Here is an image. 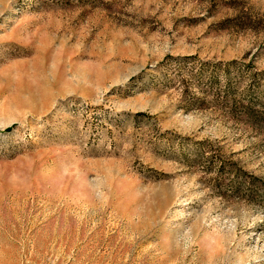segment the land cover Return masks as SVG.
I'll list each match as a JSON object with an SVG mask.
<instances>
[{
    "label": "rangeland",
    "instance_id": "1",
    "mask_svg": "<svg viewBox=\"0 0 264 264\" xmlns=\"http://www.w3.org/2000/svg\"><path fill=\"white\" fill-rule=\"evenodd\" d=\"M262 181L264 0H0V264H264Z\"/></svg>",
    "mask_w": 264,
    "mask_h": 264
},
{
    "label": "trees",
    "instance_id": "2",
    "mask_svg": "<svg viewBox=\"0 0 264 264\" xmlns=\"http://www.w3.org/2000/svg\"><path fill=\"white\" fill-rule=\"evenodd\" d=\"M227 66H226V69H227V71H229V70H231V68H232V65H233V63H229V64H226ZM230 90L231 89H228L227 91L228 92H230ZM244 108H245V111L249 114V115H253V117H255L256 119H258V118H260V117H262V113L261 112H257V114H255L254 113V110H253V108H251L249 105L248 106H244ZM261 119V118H260ZM259 119V120H260ZM257 178L255 177V176H249V177H247V179L245 180V182H247L248 184H253L254 182H255V180H256ZM258 186V189H260V193L262 194V196L264 197V181H262V183L261 184H258L257 185ZM264 199V198H263Z\"/></svg>",
    "mask_w": 264,
    "mask_h": 264
}]
</instances>
